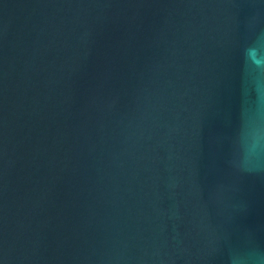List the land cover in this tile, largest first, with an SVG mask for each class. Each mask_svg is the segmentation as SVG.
<instances>
[{
	"label": "water",
	"instance_id": "water-1",
	"mask_svg": "<svg viewBox=\"0 0 264 264\" xmlns=\"http://www.w3.org/2000/svg\"><path fill=\"white\" fill-rule=\"evenodd\" d=\"M264 0H0V264H258Z\"/></svg>",
	"mask_w": 264,
	"mask_h": 264
},
{
	"label": "clouds",
	"instance_id": "clouds-1",
	"mask_svg": "<svg viewBox=\"0 0 264 264\" xmlns=\"http://www.w3.org/2000/svg\"><path fill=\"white\" fill-rule=\"evenodd\" d=\"M248 59L256 66H264V54L261 53V49L258 45L249 46L246 50ZM264 171V169H259ZM252 260L258 262V264H264V257L253 256Z\"/></svg>",
	"mask_w": 264,
	"mask_h": 264
}]
</instances>
